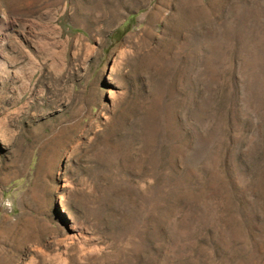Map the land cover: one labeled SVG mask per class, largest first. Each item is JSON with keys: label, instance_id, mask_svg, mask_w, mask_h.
Here are the masks:
<instances>
[{"label": "rangeland", "instance_id": "obj_1", "mask_svg": "<svg viewBox=\"0 0 264 264\" xmlns=\"http://www.w3.org/2000/svg\"><path fill=\"white\" fill-rule=\"evenodd\" d=\"M0 264H264V0H0Z\"/></svg>", "mask_w": 264, "mask_h": 264}]
</instances>
